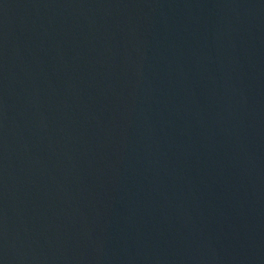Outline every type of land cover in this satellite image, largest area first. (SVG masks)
<instances>
[{
	"label": "water",
	"instance_id": "water-1",
	"mask_svg": "<svg viewBox=\"0 0 264 264\" xmlns=\"http://www.w3.org/2000/svg\"><path fill=\"white\" fill-rule=\"evenodd\" d=\"M0 264H264V0H0Z\"/></svg>",
	"mask_w": 264,
	"mask_h": 264
}]
</instances>
